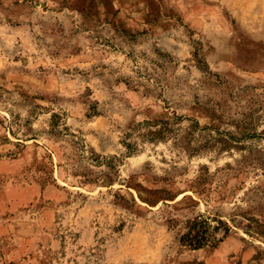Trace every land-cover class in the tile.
Wrapping results in <instances>:
<instances>
[{
	"label": "rangeland",
	"instance_id": "1",
	"mask_svg": "<svg viewBox=\"0 0 264 264\" xmlns=\"http://www.w3.org/2000/svg\"><path fill=\"white\" fill-rule=\"evenodd\" d=\"M0 264H264V0H0Z\"/></svg>",
	"mask_w": 264,
	"mask_h": 264
},
{
	"label": "trees",
	"instance_id": "2",
	"mask_svg": "<svg viewBox=\"0 0 264 264\" xmlns=\"http://www.w3.org/2000/svg\"><path fill=\"white\" fill-rule=\"evenodd\" d=\"M150 134L158 137L159 132L150 131ZM219 232H222L221 237H218ZM228 232L229 228L224 227L221 221H218L217 225H212L209 219L198 215L186 222L185 232L179 236V243L190 249L215 247Z\"/></svg>",
	"mask_w": 264,
	"mask_h": 264
}]
</instances>
